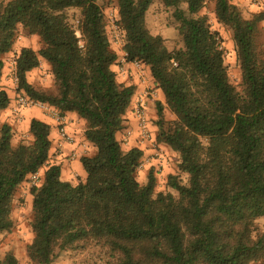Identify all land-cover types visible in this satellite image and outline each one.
I'll return each instance as SVG.
<instances>
[{
	"label": "trees",
	"instance_id": "trees-1",
	"mask_svg": "<svg viewBox=\"0 0 264 264\" xmlns=\"http://www.w3.org/2000/svg\"><path fill=\"white\" fill-rule=\"evenodd\" d=\"M175 8L184 49L169 51L163 38L146 27L153 0H119L128 62L150 68L176 120L167 124L165 106L156 103L157 140L180 155L177 176L168 185L178 193L155 194L156 178L138 181L143 151H124L117 134L124 129L136 87L120 84L112 66L118 56L106 35L98 0H12L0 12V84L2 57L22 26L40 37L43 47L23 48L16 64L18 89L34 102L85 121L84 139L96 153L82 157L86 173L77 184L62 180L59 165H49L51 127L33 119L29 145H13L12 128L0 129V233L13 226L17 190L46 167L34 186L32 229L27 248L35 264H53L59 253L90 242L107 247L121 264H264V55L256 35L262 16L246 20L231 0L216 1L219 23L233 31L244 93L229 82L218 34L197 15L206 0H161ZM186 5L187 10L180 9ZM81 9V37L66 11ZM41 59L51 67L57 91L32 86L27 75ZM11 100L0 89V112ZM168 125V126H167ZM0 264H18L8 253Z\"/></svg>",
	"mask_w": 264,
	"mask_h": 264
},
{
	"label": "rangeland",
	"instance_id": "rangeland-1",
	"mask_svg": "<svg viewBox=\"0 0 264 264\" xmlns=\"http://www.w3.org/2000/svg\"><path fill=\"white\" fill-rule=\"evenodd\" d=\"M10 1L12 0H0V12ZM231 2L239 8L242 17L246 20H251L258 16L263 17L258 24L256 47L264 55V0H231ZM97 3L105 17L106 35L109 39L111 49L118 56L117 62L112 66L117 81L120 84L136 87L130 108L125 115L124 129L117 134V139L121 143L124 151H129L133 148H138L143 151V158L138 171V181L142 185L147 183L148 175L153 170L156 178L155 194L170 193L178 197V193L169 187L168 177L170 175L177 176L181 184L188 185L189 176L179 168L181 162L179 153L157 140L159 128L157 126L158 115L156 103L158 101L156 100L157 93L154 87L156 84L150 68L145 64L137 68L133 66L134 62H128L126 59V53L124 52L126 33L120 23L119 0H98ZM180 9L186 11L187 7L186 5H181ZM175 10L173 7L165 6L161 0H153L146 13V27L148 31L153 36L163 38L166 47L171 52L184 49L183 37L179 32L181 24L174 16ZM66 15L71 26L77 31L78 36L81 37L80 23L83 18L81 9H69L66 11ZM197 16L206 18L211 31L218 34L224 51V60L229 82L239 93L243 94L245 85L233 41V31L229 26L219 23L216 17V1L206 0ZM42 47L43 43L39 36L29 34L26 29L20 26L12 50L2 57L4 67L0 89L7 92L11 103L6 110L0 112V129L4 124H8L12 128V142L14 146L21 143L29 145L33 142V138L29 133L30 122L38 118L40 114L51 120V130L53 128L58 132L60 141L65 143L69 142L67 138L62 137V133L60 132L62 128L65 129L68 137L73 138L68 131V127L72 124L73 120L67 121L64 119V124L62 123L60 125L55 120L54 115L56 113L63 117L66 115H62L56 108V111H51V109L46 110L35 106H19V97L24 93L18 89L16 75L17 60L23 48H29L38 52ZM27 79L39 91H44L49 94H55L57 91L51 67L43 59H41L39 67L27 75ZM136 95L137 98L134 105H132ZM150 99L154 102L148 107L146 103ZM138 111L143 112V121L138 117ZM164 118L167 124H171L176 120V116L166 105ZM73 123L76 124L77 129L82 130V127L78 128V122ZM77 129L75 130L74 128L75 131L73 130L75 136L80 135ZM143 131L146 132V135L142 133ZM84 150L85 153L82 157H91L96 153V149L91 144H86ZM52 160L53 158L51 156L49 165H52ZM63 160H67V163L74 165V161L77 159L72 154L67 155ZM45 170L46 167L41 169L36 177L29 176L28 181L17 190L14 196L11 215L13 226L9 231L0 233V261L8 253H12L17 259L18 264H35L30 260L27 253V248L34 239L32 229L33 196L31 190L34 186H40L43 183ZM72 171L74 172L72 174L74 184L82 181L81 177L77 175L76 167L73 166ZM61 177L64 181L66 177L65 171L62 172ZM256 226L258 233H264V217L256 220ZM53 264L121 263L118 257L113 256L107 247L90 242L84 244L83 247L59 253V256ZM254 264H262V262Z\"/></svg>",
	"mask_w": 264,
	"mask_h": 264
},
{
	"label": "crops",
	"instance_id": "crops-1",
	"mask_svg": "<svg viewBox=\"0 0 264 264\" xmlns=\"http://www.w3.org/2000/svg\"><path fill=\"white\" fill-rule=\"evenodd\" d=\"M154 87H155L156 93H157L156 100L158 102H161L165 106L166 102H165L164 93L162 92L161 89L157 88V86H154ZM136 98H137V95H136L132 105H134ZM152 102H154V101H152L150 99L147 101L146 105L149 107ZM51 109L55 110L54 107H51ZM41 115L42 114H40L39 117L36 119L41 120V121L47 123L48 125H51V120L48 117L43 116V115L41 116ZM63 119H66L67 121L73 120V122H78L79 125H77V126H78V128L82 127V130L77 129L76 124H74L71 121L72 124L69 125L68 131L71 133V136L73 138H72L71 142L65 143V142L59 140L58 132L52 128L51 136H50L51 141H52V149H51V156L53 158L52 165H59L61 167V171L62 172L65 171L66 177H65L64 181L71 182L74 184L73 179H72V177H73L72 174L74 173L72 171L73 166L76 167L77 175H78V177L79 176L81 177L82 181H84L86 178V173L82 167L80 159L85 153L84 146L86 144H90V143L86 142L84 139V131H85V121L84 120L80 119L76 113H68V114H66L65 117H63ZM74 128H75V130L76 129L78 130V133L80 135H77V136L74 135V131H75ZM55 153H56V155H55ZM72 154H74L75 158L77 159L74 161L75 162L74 165L67 163V160L66 161L63 160L64 157H66L67 155H72Z\"/></svg>",
	"mask_w": 264,
	"mask_h": 264
},
{
	"label": "built area",
	"instance_id": "built-area-1",
	"mask_svg": "<svg viewBox=\"0 0 264 264\" xmlns=\"http://www.w3.org/2000/svg\"><path fill=\"white\" fill-rule=\"evenodd\" d=\"M142 64H143L142 62H140V61H136V62L133 63V66L139 68V67H141ZM18 103H19V106H21V107L35 106V107L42 108V109H46V110L51 109V107L48 106V105H46V104H42V103H38V102H34V101L31 100L29 97H27L25 94H22V95L19 97V101H18ZM52 110H53V109H51V111H52ZM54 111H55V110H54ZM53 115H54V114H53ZM137 115H138V117L140 118V120H142V121L144 120V118H143V112H142V111H138V112H137ZM54 116H55V120H56L57 122H59V124L61 125V124L63 123V120H64L63 117L60 116V115L57 114V113H56ZM63 124H64V123H63ZM60 132L62 133V137L67 138V139L69 140V142L72 141V138L67 136V134H66L64 128H62V129L60 130ZM142 133H143L144 135H146V132H145V131H143ZM36 175H37V174H35V175H33V176L36 177Z\"/></svg>",
	"mask_w": 264,
	"mask_h": 264
}]
</instances>
